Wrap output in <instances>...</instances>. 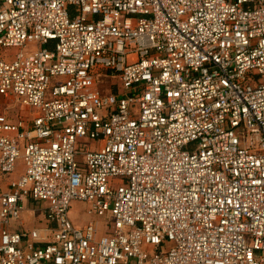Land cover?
Returning a JSON list of instances; mask_svg holds the SVG:
<instances>
[{"label":"built area","instance_id":"built-area-1","mask_svg":"<svg viewBox=\"0 0 264 264\" xmlns=\"http://www.w3.org/2000/svg\"><path fill=\"white\" fill-rule=\"evenodd\" d=\"M0 51V264H264V0H0Z\"/></svg>","mask_w":264,"mask_h":264},{"label":"rangeland","instance_id":"rangeland-1","mask_svg":"<svg viewBox=\"0 0 264 264\" xmlns=\"http://www.w3.org/2000/svg\"><path fill=\"white\" fill-rule=\"evenodd\" d=\"M11 51V50H9ZM2 53H4L3 51H0V56L2 55ZM15 51L13 50L12 52H9L8 54H14ZM3 57V56H1ZM101 84L104 88V85L111 88V86H113V84L116 81V79H101ZM108 81V82H107ZM114 88V87H112ZM7 112L9 114V116H11L12 119L16 120L19 116H25L28 115V110H26V108H22L20 106V104L14 103L8 99H5L4 97L0 96V113H4ZM82 160V157H79V161ZM72 219L75 222H79L81 224L88 222L91 217L88 215L87 212H85V207L83 204L81 203H74V205L72 206V210L70 212Z\"/></svg>","mask_w":264,"mask_h":264},{"label":"crops","instance_id":"crops-1","mask_svg":"<svg viewBox=\"0 0 264 264\" xmlns=\"http://www.w3.org/2000/svg\"><path fill=\"white\" fill-rule=\"evenodd\" d=\"M1 114V113H0ZM29 114V112H28ZM23 173V163L19 161L18 170L7 177V181L19 177ZM41 206L34 203L32 200L27 202V210L24 212L22 221L15 222L12 228L13 231L19 232L26 229H32L35 226H39L45 223V214L41 210ZM77 224H81L76 222ZM84 224V223H83Z\"/></svg>","mask_w":264,"mask_h":264}]
</instances>
